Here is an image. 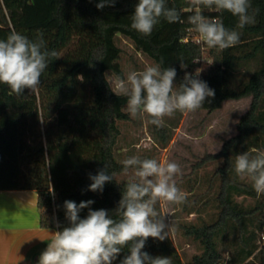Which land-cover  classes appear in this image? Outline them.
I'll use <instances>...</instances> for the list:
<instances>
[{"label": "trees", "instance_id": "trees-1", "mask_svg": "<svg viewBox=\"0 0 264 264\" xmlns=\"http://www.w3.org/2000/svg\"><path fill=\"white\" fill-rule=\"evenodd\" d=\"M98 2L0 0V39L12 31L31 40L43 33L48 50L60 57L50 59L35 90L25 89L18 96L0 84V192L35 191L42 228L56 225L62 231L70 226L65 201L79 205L92 200V210L105 209L116 218L128 180L117 178L123 173L117 158L119 123L130 120L127 98L115 95L108 80L109 73L124 78L119 39L131 42L136 52L161 68H175L174 88L183 83L185 73L195 74L206 55L211 62L199 79L215 96L198 110L211 113L225 101L250 98L237 122V133L196 165L216 163L205 180L206 192L182 204L188 214H200L209 205L211 191L215 212L197 223L174 219L176 230L199 245V252L188 261L183 260L171 234L164 241L149 238L142 251L171 257L173 264H264V246L258 242L264 228V195L257 196L251 181L240 179L234 167L236 155L247 152L251 157L256 154L253 149L264 150V0H250L252 9L259 12L256 23L243 29L237 28L238 18L227 11L202 10L206 17H219L226 28L240 33V43L223 51L183 41L191 28L190 13L182 11L188 6L185 0H166L168 7L181 11L185 22L170 24L161 18L150 36L131 28L139 0H117L114 7L102 10L97 9ZM194 59L199 62L193 63ZM182 62L186 68H181ZM35 121L41 123L43 134L30 126ZM152 131L162 146L171 139L164 125H152ZM101 170L114 174V179L105 183L102 192L88 190L90 175ZM242 196L253 199V204L238 202ZM88 211L82 209L80 218H86ZM129 247L121 250L113 264L130 254Z\"/></svg>", "mask_w": 264, "mask_h": 264}, {"label": "clouds", "instance_id": "clouds-1", "mask_svg": "<svg viewBox=\"0 0 264 264\" xmlns=\"http://www.w3.org/2000/svg\"><path fill=\"white\" fill-rule=\"evenodd\" d=\"M116 3L117 0H99L96 7L102 10ZM203 9L229 12L238 18L237 28L240 29L255 24L259 12L258 8L252 9L250 0H188V6L182 11L190 13L187 16V23L191 25L189 31L198 34V42L219 51L240 43V33L226 28L219 17H206ZM161 18L170 24L185 22L181 11L168 7L166 0H139L131 16V28L150 36ZM58 58L57 51L48 50L43 33L31 40L12 31L6 39H0V84L7 85L10 94L18 96L25 89L35 90L50 59ZM198 62L199 59L193 60V63ZM186 67L182 62L181 68ZM201 71L198 68L194 75L185 73L183 83L174 88L176 69L154 64L141 71H131L126 78L114 76L110 89L118 97L127 98L126 110L133 119L147 116L149 124L163 127L165 117H172L177 111L195 112L207 98L215 96V91L199 79ZM253 151L256 154L251 157L247 152L236 155L235 173L240 179L250 180L257 196H261L264 195V150ZM121 163L128 180L115 210L116 218L105 209L92 210L89 207L94 203L92 200L79 205L65 201L70 226L50 234L47 239L50 242L38 264H113L126 245L130 246V254L120 264H173L171 257H153L142 249L149 238L159 241L169 238L171 224L165 223L161 207L181 205L187 200V194L176 183V177L182 173L180 165L135 155ZM90 179L88 190L102 192L105 183L114 179V174L101 170L90 175ZM85 208L89 209L88 214L81 219L79 213Z\"/></svg>", "mask_w": 264, "mask_h": 264}, {"label": "rangeland", "instance_id": "rangeland-1", "mask_svg": "<svg viewBox=\"0 0 264 264\" xmlns=\"http://www.w3.org/2000/svg\"><path fill=\"white\" fill-rule=\"evenodd\" d=\"M119 45L123 49L121 65L124 78L131 71H141L146 66L154 65L153 62L136 52L128 40L120 38ZM202 59L198 68L203 71L210 64L211 59L206 55ZM113 77V74H108L110 85ZM249 104L250 98H244L225 101L219 110L211 113L204 110H196L190 113L177 111L172 117L164 118V126L171 135L170 141L165 146H162L153 134L152 125L147 122L149 117L133 119L130 116L129 121L119 123L121 136L118 143L117 158L122 162L124 159L135 155L141 159L151 158L159 162L167 161L179 164L182 173L176 177L177 187L187 194L186 202H192L196 196L206 192L205 180L213 173L216 165V163H208L205 166H196L198 161L206 154L217 153L223 141L237 133V122L246 112ZM30 124L39 134H43L40 122L35 121ZM117 178L119 180L128 179V176L121 173ZM193 184V193H190L188 189ZM208 195L209 205L200 214H188L182 210V204H165L162 206L165 220L171 224V238L184 261H188L193 254L198 253L200 248L198 243L192 242L183 236L180 230H176L173 223L176 221L178 223H197L199 219L208 220L209 215L215 212L211 197L212 192L210 191ZM237 201L245 205L253 204V199L250 197H237Z\"/></svg>", "mask_w": 264, "mask_h": 264}, {"label": "crops", "instance_id": "crops-1", "mask_svg": "<svg viewBox=\"0 0 264 264\" xmlns=\"http://www.w3.org/2000/svg\"><path fill=\"white\" fill-rule=\"evenodd\" d=\"M56 231V225L40 226L35 191L0 192V264L38 263L47 239Z\"/></svg>", "mask_w": 264, "mask_h": 264}, {"label": "built area", "instance_id": "built-area-1", "mask_svg": "<svg viewBox=\"0 0 264 264\" xmlns=\"http://www.w3.org/2000/svg\"><path fill=\"white\" fill-rule=\"evenodd\" d=\"M188 3V0H185ZM199 37L198 34L195 33L194 31H190V33L184 38V42H195L197 44H200L202 46V49H205L207 46L203 43V42H198ZM203 59L200 60V63L202 62ZM259 244L261 246H264V228L261 231L260 235H259V240H258Z\"/></svg>", "mask_w": 264, "mask_h": 264}]
</instances>
